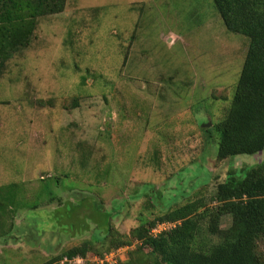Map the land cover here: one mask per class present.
Here are the masks:
<instances>
[{
  "label": "rangeland",
  "instance_id": "374dc122",
  "mask_svg": "<svg viewBox=\"0 0 264 264\" xmlns=\"http://www.w3.org/2000/svg\"><path fill=\"white\" fill-rule=\"evenodd\" d=\"M63 9L38 19L0 73V264H42L86 241L100 258L116 245L107 215L131 239L107 260L126 262L142 222L198 198L213 206L230 171L264 161V150L217 159L215 126L250 39L226 28L213 0Z\"/></svg>",
  "mask_w": 264,
  "mask_h": 264
},
{
  "label": "trees",
  "instance_id": "16d2710c",
  "mask_svg": "<svg viewBox=\"0 0 264 264\" xmlns=\"http://www.w3.org/2000/svg\"><path fill=\"white\" fill-rule=\"evenodd\" d=\"M65 1L0 0V73L15 52L28 47L38 19L62 12ZM213 2L226 28L250 39L229 110L215 126L220 134L217 159L221 161L264 150V0ZM243 171V175L230 171L217 184L212 197L215 205L207 206L198 198L142 222L131 232L141 244L119 264H264V250L259 247L264 246V161ZM225 215L231 216V224L222 229L220 221ZM104 219L105 238L116 237L112 240L116 245L100 252V257L131 245V239L114 233L117 229L110 224V215ZM159 222L175 226L153 236L151 230ZM91 246L86 241L42 264H74L75 257L92 264ZM146 247L148 253L143 251Z\"/></svg>",
  "mask_w": 264,
  "mask_h": 264
},
{
  "label": "built area",
  "instance_id": "2783aa9c",
  "mask_svg": "<svg viewBox=\"0 0 264 264\" xmlns=\"http://www.w3.org/2000/svg\"><path fill=\"white\" fill-rule=\"evenodd\" d=\"M172 225L175 226V223L173 224V223H171V222H159V223L156 224V226L151 230V234H152L153 236H157V235L160 234L161 232H163V231H167L169 228L173 227ZM122 248H124V247H120V248L116 249L115 251H112V252L106 254V255L103 256V257H100V258L95 257L96 260H94L93 262H99L100 264H106V263L111 264V262H109V260H107V257H108V256H111V257H112V256H115L116 252H119L120 249H122ZM86 261H87V260H86L85 258H82V257H75V258L72 260V262H73L74 264H85ZM93 262H92V263H93Z\"/></svg>",
  "mask_w": 264,
  "mask_h": 264
}]
</instances>
